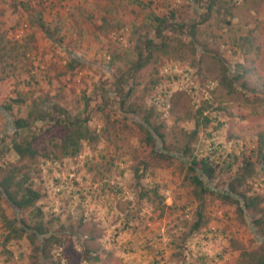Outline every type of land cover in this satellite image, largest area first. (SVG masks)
I'll return each instance as SVG.
<instances>
[{
    "label": "rangeland",
    "instance_id": "374dc122",
    "mask_svg": "<svg viewBox=\"0 0 264 264\" xmlns=\"http://www.w3.org/2000/svg\"><path fill=\"white\" fill-rule=\"evenodd\" d=\"M209 1L0 0V37L25 65L1 74L0 106L9 95L22 103L0 112V166L16 161L11 141L41 134L47 116L85 119L97 137L73 157L19 162L53 238L41 264H238L239 250L257 246L233 202L196 198L186 166L208 158L210 186L232 182L257 198L250 218L263 214L264 0H218L208 12ZM148 12L166 18L155 31ZM192 24L196 51L177 59L172 47L190 40ZM33 105L40 118L15 133L7 116L25 118ZM144 119L158 126L160 149L146 141ZM55 129L38 148L59 142ZM185 149L182 163L174 156ZM242 159L250 176L236 183ZM199 208L203 223L191 232ZM0 213L14 216L1 196ZM5 233L0 222V264H32L25 237L6 243Z\"/></svg>",
    "mask_w": 264,
    "mask_h": 264
},
{
    "label": "trees",
    "instance_id": "16d2710c",
    "mask_svg": "<svg viewBox=\"0 0 264 264\" xmlns=\"http://www.w3.org/2000/svg\"><path fill=\"white\" fill-rule=\"evenodd\" d=\"M138 5H144L143 2L139 0H134ZM218 0H210L206 5L207 11L210 12L215 5H217ZM146 6V5H144ZM219 6L216 8V13L219 10ZM173 14L171 13L170 16ZM149 20L148 28L149 30L155 31L159 24L165 22V17H157L154 14H149L146 16ZM42 26V23H40ZM184 25H178L177 27H182ZM195 26L189 25L188 32L183 30V32L188 33L190 40L184 43L182 40H176L177 46H173V52L177 53V59L183 60L184 51L187 50V55L189 57L194 55L195 47L192 42V37L194 35ZM146 44H150V40H145ZM169 47V43L165 42L159 50H165ZM184 50V51H183ZM153 51V50H152ZM168 53V52H166ZM150 54V53H149ZM17 48L15 44L11 43L9 39H3L0 37V80L3 78H10L13 75H17L20 69L25 70V65L21 66L18 63ZM141 67L138 65L137 68ZM1 74L3 78H1ZM31 81H33V76H31ZM22 100L24 98L22 97ZM22 103L14 95H9L7 98V103L0 106V112L6 113L10 110L11 104ZM125 102L124 99L121 100L120 104L123 106ZM130 106V105H128ZM125 114H133L132 110L126 109ZM49 115H54L53 113H48ZM38 112L36 106L33 105L28 108V112L25 118H9L11 128L17 133L19 130H23L28 127L30 121L38 120L40 117L37 116ZM48 117V118H47ZM46 123L40 129V133H35L34 136L29 137V139L14 138L10 143V150L17 157L15 162L5 163L0 166V196L4 199L5 204L12 210L14 216L12 218L0 213V222L4 226L6 233L4 234V242H11L14 240L21 239L25 237L28 244L32 246V264H39L41 260L50 257L52 254L48 251L47 245L50 246V242L53 239L52 235L48 234L45 225L42 224L41 219L43 216L41 208L36 204L40 199V193L31 186L29 182L28 172H23V165L19 164L20 161H26L28 163H34L37 158H50L56 159L60 157H73L77 155L82 147L83 143H95L96 135L87 126L85 119H71L68 120L66 116L60 114H55V118L47 116ZM209 119L205 117L203 123H206ZM141 126L146 133V141L150 144L151 149L159 147L162 135L158 132V126H152L147 119L141 121ZM56 128V129H55ZM54 130L55 135L59 136V142H56L53 137L47 138V142L41 148H38V140H42L45 136ZM29 132V131H27ZM182 156L175 155L174 157H180V161L184 162V155L188 153V149L183 150ZM172 156L169 152L166 156ZM236 160V157L232 159ZM232 161V162H233ZM261 165H264V156L261 157ZM242 166L239 168V173L235 174L234 179L237 181L243 180L249 175V164L247 159H242ZM231 162L225 164V169L230 168ZM187 170L190 172L189 180L191 184L194 185L196 192L194 193L196 198L201 199L202 195L208 192H217L218 197L229 200L236 205V211L239 215H243L247 218V223L252 230V233L256 237L257 246L250 251L239 250L238 253V264H264V212L263 216L258 213L256 218H250L248 212L254 211L256 208V197L245 196L238 191H236L235 186H232L230 182L227 186L223 187L220 191L213 189L208 178L213 175V168L208 158H191L188 163L186 162ZM134 174L138 179L137 169L133 170ZM23 212H29L31 217L28 220L23 219L19 215ZM196 217L191 225V232L196 231L202 225V215L201 209H196ZM19 216V217H18ZM251 219V220H250ZM39 237H41L39 241ZM86 258V256H85ZM41 264V263H40Z\"/></svg>",
    "mask_w": 264,
    "mask_h": 264
}]
</instances>
